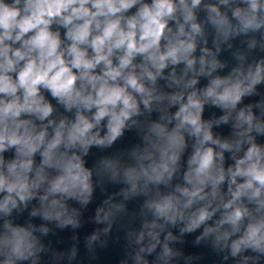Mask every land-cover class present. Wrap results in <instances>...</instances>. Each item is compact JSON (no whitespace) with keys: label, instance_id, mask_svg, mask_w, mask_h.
Wrapping results in <instances>:
<instances>
[{"label":"clouds","instance_id":"9594fccd","mask_svg":"<svg viewBox=\"0 0 264 264\" xmlns=\"http://www.w3.org/2000/svg\"><path fill=\"white\" fill-rule=\"evenodd\" d=\"M0 264H264V0H0Z\"/></svg>","mask_w":264,"mask_h":264}]
</instances>
